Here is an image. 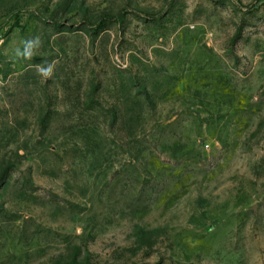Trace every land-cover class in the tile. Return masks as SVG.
<instances>
[{
  "label": "rangeland",
  "instance_id": "374dc122",
  "mask_svg": "<svg viewBox=\"0 0 264 264\" xmlns=\"http://www.w3.org/2000/svg\"><path fill=\"white\" fill-rule=\"evenodd\" d=\"M0 264H264V0H0Z\"/></svg>",
  "mask_w": 264,
  "mask_h": 264
},
{
  "label": "clouds",
  "instance_id": "9594fccd",
  "mask_svg": "<svg viewBox=\"0 0 264 264\" xmlns=\"http://www.w3.org/2000/svg\"><path fill=\"white\" fill-rule=\"evenodd\" d=\"M39 43V40H29L26 42V46H25V51L23 53H20L19 50L17 51V54L18 55H24V56H29L31 55V52L29 51L34 44H38ZM53 67L54 65L53 64H49L47 67H39V72L40 74L45 77V78H50L51 75H52V72H53Z\"/></svg>",
  "mask_w": 264,
  "mask_h": 264
},
{
  "label": "trees",
  "instance_id": "16d2710c",
  "mask_svg": "<svg viewBox=\"0 0 264 264\" xmlns=\"http://www.w3.org/2000/svg\"><path fill=\"white\" fill-rule=\"evenodd\" d=\"M107 21H108V18L102 19L100 21V23L98 24V28H101V27L105 26ZM17 25H19V21L18 20H16V24H14V26H17Z\"/></svg>",
  "mask_w": 264,
  "mask_h": 264
}]
</instances>
